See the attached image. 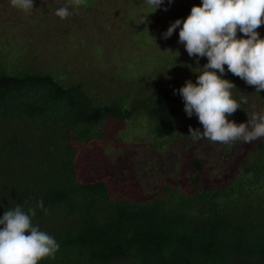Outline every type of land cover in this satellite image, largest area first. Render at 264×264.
<instances>
[{
	"label": "trees",
	"instance_id": "trees-1",
	"mask_svg": "<svg viewBox=\"0 0 264 264\" xmlns=\"http://www.w3.org/2000/svg\"><path fill=\"white\" fill-rule=\"evenodd\" d=\"M60 1L70 10L106 0L79 6ZM115 4L129 22L154 12L145 0ZM257 32L264 39L260 28ZM199 59L202 68L207 58ZM157 62L158 68L169 63L165 57ZM13 63L0 64V130L9 133L0 134V218L17 205L25 212L35 209L33 225L59 244L55 257L39 264H264V137L249 146L227 180L203 185V163L194 159L186 188L165 184L143 200L115 196L106 180L82 178L81 153L94 144H118L112 133L134 122L162 148L176 133L178 90L184 84L142 97L126 93L105 99L94 92L101 84L97 80L71 81L53 69ZM146 78L130 82L124 74L121 85ZM221 78L233 84L239 79L226 65ZM233 98L240 109L227 118L239 121L247 110L244 93Z\"/></svg>",
	"mask_w": 264,
	"mask_h": 264
},
{
	"label": "rangeland",
	"instance_id": "rangeland-1",
	"mask_svg": "<svg viewBox=\"0 0 264 264\" xmlns=\"http://www.w3.org/2000/svg\"><path fill=\"white\" fill-rule=\"evenodd\" d=\"M116 2L106 0L88 9L73 8L68 18L58 20L55 12L63 7L60 0H33L30 13L12 7L10 0H0V64L14 61L13 66L53 69L67 74L71 81L97 80L101 84L94 86V92L105 99L126 93L142 97L172 83H195L197 61L201 67L199 57H189L178 42L179 28L167 39L163 34L177 19L185 20L193 6H202V0H172L170 4L164 0L150 18L148 13L136 14L132 23L123 8L118 11ZM259 28L264 32V24ZM237 37L247 38L239 31ZM20 51L24 55L17 57ZM59 56L62 64H58ZM159 57L167 58L168 65L162 62L158 68ZM166 66L171 69L166 71ZM124 74L130 82L152 78L123 86ZM235 86L234 94L242 91L247 105L245 116L235 121L237 124L247 123L253 106L264 114V91L255 94V87L240 78ZM177 114L174 138L160 149V140L144 132L140 123L118 126L111 135L112 140H120L118 144H94L83 150L79 158L82 178L104 179L115 196L131 200L150 199L165 184L186 188V172L194 159L203 163V185L229 179L255 140L194 141L187 133L189 127L196 125L201 131L203 127L195 115L187 116L182 97L177 102ZM4 131L8 132L2 128L0 134H9Z\"/></svg>",
	"mask_w": 264,
	"mask_h": 264
},
{
	"label": "clouds",
	"instance_id": "clouds-1",
	"mask_svg": "<svg viewBox=\"0 0 264 264\" xmlns=\"http://www.w3.org/2000/svg\"><path fill=\"white\" fill-rule=\"evenodd\" d=\"M145 2L155 12L164 0ZM73 3L86 5L87 0ZM10 4L29 13L34 7L33 0H10ZM71 14L67 6L55 12L61 19ZM262 24L264 0H202V6H193L185 20L177 19L163 34L167 39L179 28L178 42L184 45L189 57L207 58L202 68L197 61L196 82L188 80L178 90L187 116L195 115L203 127V131L189 127L194 141L250 143L264 137V114L256 112L254 106L247 113V123L227 119L240 109V103L233 98L235 84L221 78L226 65L228 72L255 87V94L264 91V39L257 32ZM238 31L247 38H238ZM37 206L43 208V201H38ZM34 216V208L25 212L19 205L4 212L0 218V264H39L45 258L55 257L58 242L33 225Z\"/></svg>",
	"mask_w": 264,
	"mask_h": 264
}]
</instances>
